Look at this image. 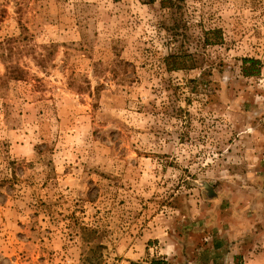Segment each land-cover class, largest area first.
I'll use <instances>...</instances> for the list:
<instances>
[{"label":"rangeland","instance_id":"obj_1","mask_svg":"<svg viewBox=\"0 0 264 264\" xmlns=\"http://www.w3.org/2000/svg\"><path fill=\"white\" fill-rule=\"evenodd\" d=\"M155 224L264 264V0H0V264H126Z\"/></svg>","mask_w":264,"mask_h":264},{"label":"crops","instance_id":"obj_2","mask_svg":"<svg viewBox=\"0 0 264 264\" xmlns=\"http://www.w3.org/2000/svg\"><path fill=\"white\" fill-rule=\"evenodd\" d=\"M176 228L178 230L177 232L178 234H172L170 243L167 242L169 229L165 230L163 226H159L158 224H155V227L147 229L149 230V232L145 230V234L142 236L141 239H139V242L129 247L127 250V253H125V257H128L130 259V260L128 259L125 260L126 264H153L152 262L153 260L149 259V257L155 256V255L159 256L162 254H164L165 256L167 254H170V257L171 256L173 257L172 261H174L175 264H179L181 261H184V258L187 259L188 264H193V262L191 261L190 251H191V248L195 246L194 242L193 240H191V242L189 241L190 236H187V241L186 240L182 241L181 239L183 234L184 236H186V233H184L183 230L188 229L187 233H191L189 230L192 229L193 227L183 228L182 224L181 225L179 224ZM230 228H233V227H230ZM236 230L242 231L243 229H241L240 226H236L235 232ZM223 236L225 235L223 234ZM154 240H159V243H158L159 245L157 246L153 245L154 247L152 245H149L148 242L150 241L152 242ZM225 240H226V237H225ZM205 241H207V239H205ZM228 242L230 241L229 240L225 241V245H224L225 248L228 247L227 246ZM147 246L149 247L147 248ZM199 250H201L200 247H199ZM203 252L204 251H201V253ZM185 253L188 254V257H187V254L185 255ZM160 260L162 261V259Z\"/></svg>","mask_w":264,"mask_h":264},{"label":"trees","instance_id":"obj_3","mask_svg":"<svg viewBox=\"0 0 264 264\" xmlns=\"http://www.w3.org/2000/svg\"><path fill=\"white\" fill-rule=\"evenodd\" d=\"M172 1H176V0H169V2H172ZM177 1H184V0H177ZM209 33L212 35L211 39H213V40H211V41L214 42L212 44H217L218 42L221 41L222 35H221L220 30H214V31H211ZM164 61H165V65L167 67V70L169 72L190 70L194 67V65L191 64V58H189V56L186 54L185 55L184 54H170L164 58ZM244 63H245L244 64L245 67H244L243 72H244L245 76H255V75H258L261 73V68L259 66L258 60L254 59V58H245ZM219 232L221 235L222 231L220 229L218 230V233ZM220 235L215 236L213 238V241L211 242V245H213V248L215 250H217V251H215V250L210 251V256L213 258L214 262H211L212 260L204 258V259L198 260V262H196L195 264H220L219 258L221 255H219V254H221V253L219 252V249L225 245V241H226L225 240L226 236H223V238H221ZM261 251H264V250H261ZM236 258H237V261L242 262V258H243L242 255L238 256L236 254L235 259ZM152 262H153V264H162L163 263L161 260H156V259H154Z\"/></svg>","mask_w":264,"mask_h":264}]
</instances>
